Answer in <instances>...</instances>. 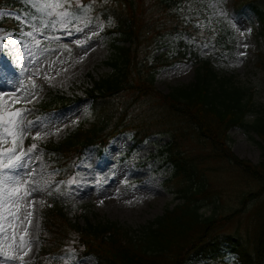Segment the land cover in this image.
<instances>
[{
	"label": "trees",
	"instance_id": "1",
	"mask_svg": "<svg viewBox=\"0 0 264 264\" xmlns=\"http://www.w3.org/2000/svg\"><path fill=\"white\" fill-rule=\"evenodd\" d=\"M181 1L95 0L87 14L78 12L80 19L74 24L107 22L106 33L114 37L115 53L106 63L114 72L94 80L87 89L92 104L75 131L61 143L43 146L49 179L61 181L59 189L67 192L87 147L105 154L118 134H130L133 148L152 135H168L160 154L172 174L163 184L180 202L139 229L113 220L82 225L71 220L61 206H48L43 210L42 247L32 264H63L69 259L74 263L87 256L98 264H192L198 259L212 263L224 262L230 253L236 256V264H264V202L254 214L255 224H248L247 235L223 231L236 213L202 212L207 202L215 203V196L219 199L223 193L210 182L207 171L212 167L213 171L233 167L254 183L242 193L243 208L252 199L264 198V106L254 99L258 86L238 85L234 75H221L210 60L198 57L193 83L173 87L168 93L155 86V75L161 69L188 60L184 55L172 58L164 53L151 57L159 38L177 32L197 41L209 36L181 16ZM26 3L0 0V9L26 17ZM234 11L252 14L257 22L255 35L264 41V0H236ZM21 25L14 17L0 19V27L6 30L18 32ZM215 40L219 46L220 38ZM260 57L258 63L264 70V53ZM79 99L52 91L40 104V114ZM255 110L256 119L248 121L246 115ZM235 126L252 138L257 134L263 161L253 164L233 152L229 131ZM226 163L230 165L214 167Z\"/></svg>",
	"mask_w": 264,
	"mask_h": 264
},
{
	"label": "rangeland",
	"instance_id": "2",
	"mask_svg": "<svg viewBox=\"0 0 264 264\" xmlns=\"http://www.w3.org/2000/svg\"><path fill=\"white\" fill-rule=\"evenodd\" d=\"M235 2L181 1L178 7L181 16L187 23L204 28L209 36L197 41L189 34L177 33L158 39L151 57L164 53L172 58L184 55L188 60H179L161 69L155 75L157 89L168 93L173 87L193 83L199 68L195 59L198 57L210 60L219 74L234 75L238 85L258 86L254 99L258 106H264V70L258 63L264 53V41L255 35L257 22L253 15L238 14L234 11ZM24 7L27 9L26 17L15 10L0 9L3 13L0 19L11 16L20 17L22 21L18 32L0 27V36L11 33L0 41V103H6L9 111L22 107L27 109L24 113L22 147L27 151L31 144L37 145V149L25 157L27 166L20 170L21 179L36 182V190L28 197L34 203L27 209L32 211V223L28 227V238L32 243L26 259L33 263L42 247L43 210L48 206H61L71 220L82 225L87 221L99 223L113 220L139 229L161 216L167 208H173L180 200L163 184L172 174V168L163 162L160 154L161 148L169 141V136L165 134L152 135L136 149H132L130 135H119L112 140L105 155L96 151L94 146L88 147L77 165L74 182L66 193L59 189L61 181L53 183L49 179L43 146L65 141L88 115L92 102L87 89L94 85V80L114 72L106 63L112 60L115 53L111 46L114 37L104 32L106 24L103 20L81 25L74 24L76 20H73L65 29L60 27L56 18H53L56 26H49L41 34L30 26H42L40 21L28 19L34 10L28 2ZM28 31H33V37L26 35ZM69 32L72 34L69 35ZM217 37L220 38L219 46L215 40ZM36 39L41 41L40 45L35 44ZM52 91L72 98L78 96L81 100L74 101L69 107L39 115L38 107ZM16 98H20L19 103H16ZM256 115V110L248 113L247 120H255ZM252 135L253 138L243 128L235 126L229 131L231 149L241 159L258 164L263 161L262 148L258 144L260 138L257 134ZM226 165L230 164H215L214 167ZM211 170L207 171L210 182L218 187V192L223 193L219 199L215 196V203L212 200L207 202L202 212L206 215L214 210L227 215L236 213L223 231L247 235L248 224H255L254 214L264 198L252 199L243 208L242 193L254 183L246 181L242 172L233 167L225 171ZM253 190L257 192L256 188ZM18 234L22 232L18 230ZM235 257L230 253L224 262L208 263L198 259L192 264H236ZM0 264L12 262L0 259ZM74 264L98 263L91 256Z\"/></svg>",
	"mask_w": 264,
	"mask_h": 264
},
{
	"label": "snow or ice",
	"instance_id": "3",
	"mask_svg": "<svg viewBox=\"0 0 264 264\" xmlns=\"http://www.w3.org/2000/svg\"><path fill=\"white\" fill-rule=\"evenodd\" d=\"M27 2L34 10L28 19L40 21L42 24L41 27L35 24L30 26L33 27V31L43 34L49 26L55 27L56 21L59 22L60 27L67 29L69 22L80 19L79 11L87 14L91 10L95 0H89L87 4L83 3V0H27ZM53 18H56V21H53ZM16 19L21 18L16 17ZM77 30L82 31L83 29ZM33 31H28L26 35L33 37ZM9 35L11 33L0 36V41ZM34 42L36 45L41 44L39 39ZM19 102L20 98H16V103ZM26 111L27 109L23 107L9 111L6 103H0V259L12 262V264H32L30 259H26L31 252L32 243L28 238L32 211L27 209L34 203L29 201L28 197L31 196L32 191L36 190V182L21 179L20 170L27 166L25 157L35 151L37 145L31 144L27 151L22 147ZM9 143L10 146H7ZM18 230L22 234H18ZM14 252L23 254L17 255ZM63 264H73V262L69 259L63 261Z\"/></svg>",
	"mask_w": 264,
	"mask_h": 264
}]
</instances>
